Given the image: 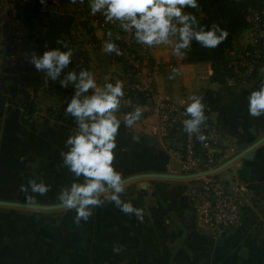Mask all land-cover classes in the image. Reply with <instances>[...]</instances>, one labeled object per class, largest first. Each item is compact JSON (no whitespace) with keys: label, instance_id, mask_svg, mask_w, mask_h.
Wrapping results in <instances>:
<instances>
[{"label":"crops","instance_id":"1","mask_svg":"<svg viewBox=\"0 0 264 264\" xmlns=\"http://www.w3.org/2000/svg\"><path fill=\"white\" fill-rule=\"evenodd\" d=\"M29 1L33 6L45 0ZM25 16L29 21L25 42L18 51L19 73L14 81L23 89L9 93L0 90V199L26 203L20 185L36 178L50 187L47 195L36 197V204L56 205L60 204V187L70 185L74 179L62 166L60 155L75 128L73 118L65 115L73 88H62L59 80H46L41 73V88L34 94L25 85L26 69L34 66L29 62L30 55H42L53 47L66 50L63 44L56 43L57 39L65 41L74 49V55L61 78L68 71L87 69L103 86L123 74L122 64L102 50L107 32L111 31L113 40H117L122 30L118 24L105 23L100 14L92 15L88 0L83 4L66 1L49 14L31 9ZM100 23H105L106 28ZM247 34L246 29L238 42L243 43ZM2 38L0 33V43ZM147 50L151 61L139 77L143 87L150 89L156 99L169 97L179 104L193 94L202 95L207 106L205 114L223 139L224 162L243 152L240 147L245 146L243 156L218 173L232 189L243 188L240 227L218 238L199 227L188 195L192 180L163 176L184 175L177 157L182 148L181 134L161 136L152 118L138 120L126 128L124 115L118 112L122 123L116 137L115 167L124 179L150 174L127 182L122 198L147 210L145 222L139 223L114 204H106L95 209L94 215L79 227L73 222L75 212L69 211V219L65 220L70 226L68 234L51 235L48 221L43 225H47L51 236L42 238L32 233L34 218L47 216L45 212L59 214L62 212L56 211L64 208L29 213L0 206V246L14 242L24 249L13 262L47 264L46 259L56 253L41 248L35 251L26 244L51 241L57 250L63 243L75 244L76 248L80 242L88 245L84 257L77 251L70 253L68 260L72 264L77 260H82L81 264H264V142L253 148L264 137V116L252 118L247 99L264 82V63L253 80L228 87L213 80L210 63H186L184 58L173 56L167 45ZM1 56L0 50V68L4 63ZM174 66L181 71L170 80ZM30 107L33 115L28 123L25 117ZM21 156L25 158L23 162ZM115 244L124 245L125 250L115 254ZM61 255L64 260L65 255Z\"/></svg>","mask_w":264,"mask_h":264},{"label":"clouds","instance_id":"2","mask_svg":"<svg viewBox=\"0 0 264 264\" xmlns=\"http://www.w3.org/2000/svg\"><path fill=\"white\" fill-rule=\"evenodd\" d=\"M83 4L85 0H72ZM92 15L100 14L105 23L118 24L125 33H131L136 43L152 48L167 45L175 57L184 58L191 51L193 42L206 49H215L223 43L228 32L218 23L205 26L189 9L200 11L199 0H88ZM119 39V36L116 37ZM66 50L46 49L42 55L33 52L29 62L44 74L46 80L57 81L62 88H73V95L65 108V115L75 122L74 130L66 139V150L61 151L62 166L74 177L70 185H62L57 200L67 211H74V224L79 227L95 213V209L114 204L122 213L134 216L139 223L145 222L149 213L122 197L126 192V181L114 165L117 148L116 137L121 126L118 112L125 96L121 81L98 85L91 71L65 69L72 63L74 49L57 39ZM102 50L106 54L120 55L113 33L107 32ZM178 66L171 68L168 79L180 74ZM248 113L252 118L264 116V82L248 96ZM184 108L183 130L204 140L202 126L208 120L206 104L202 95L193 94L187 101L181 100ZM143 108L136 107L123 116V124L131 128L142 116ZM21 162L24 157H20ZM50 187L43 179L30 178L21 184L19 191L25 194L26 204L33 206L37 196H45ZM125 250L122 244L113 245L112 251L119 254Z\"/></svg>","mask_w":264,"mask_h":264},{"label":"built area","instance_id":"3","mask_svg":"<svg viewBox=\"0 0 264 264\" xmlns=\"http://www.w3.org/2000/svg\"><path fill=\"white\" fill-rule=\"evenodd\" d=\"M63 4L64 0H45L35 2L33 6L29 0H0V33L3 36L0 50L4 56L0 69V87L18 78V51L26 38L25 11L36 9L49 14ZM249 22L248 34L243 37L244 42L237 40L234 49L228 53L230 75L224 83L228 87L250 82L264 63V12H252ZM100 26L106 28L105 23H100ZM114 42L120 49V55H108L119 61L124 70L121 77L111 81L114 84L119 80L124 85L125 96L121 110L127 114L138 106L142 107L143 114L139 120L152 118L161 136L172 132L181 134L182 148L177 153L181 171L184 175L201 174L192 180V186L188 189L197 213L198 226L213 238L239 228L242 223L243 188L232 189L218 173L202 174L218 168L226 157L222 153L224 143L216 124L207 120L202 126L204 140L187 134L182 123L186 118L183 114L186 105H181L169 97L156 99L150 89L141 85L139 77L151 61L147 47L136 43L131 33L123 31L119 42ZM125 65L128 66L126 70Z\"/></svg>","mask_w":264,"mask_h":264},{"label":"trees","instance_id":"4","mask_svg":"<svg viewBox=\"0 0 264 264\" xmlns=\"http://www.w3.org/2000/svg\"><path fill=\"white\" fill-rule=\"evenodd\" d=\"M70 0H64V3ZM200 11H193L200 23L205 26H211L218 23L222 29L227 30L228 37L215 49H206L193 42L191 51L184 57L186 63H210L213 70V80L224 84L225 79L230 75L228 53L234 49L240 34L249 28V16L252 12H261L264 10V0H199ZM27 11H25V14ZM29 17L25 16V23ZM119 42V39L114 40ZM128 66L125 65L126 70ZM25 85L32 90L34 94L41 88V73L34 66L26 69ZM33 108V107H32ZM27 113L25 121L32 122L33 109Z\"/></svg>","mask_w":264,"mask_h":264},{"label":"rangeland","instance_id":"5","mask_svg":"<svg viewBox=\"0 0 264 264\" xmlns=\"http://www.w3.org/2000/svg\"><path fill=\"white\" fill-rule=\"evenodd\" d=\"M15 82H8L5 86H1L0 90L5 91L6 93L15 92L17 90H22L23 88L20 85L16 84ZM30 110H31V107L28 113H30ZM119 113H122L123 115H125V113L121 109L119 110ZM223 146L224 144L222 145V151H223L222 153H224ZM224 163L225 162H223L222 164ZM25 211L29 213L39 212V211H32V210H25ZM193 211H194L195 221L197 223V217H196L197 213L195 209ZM54 212L55 211L45 212L44 214L47 216L34 218L36 219L34 220L36 222H35V226L32 228L33 235H37L42 238H48L49 236L54 235L51 233H55V234L56 233L68 234L69 233L70 226H68L69 223L65 221L69 219V215H68L69 211L67 212L65 210L56 211V212H62L59 214L54 213ZM48 221H50L49 224L52 225V227H49L51 235L49 234V228L47 227V225H43V224H47ZM82 228L84 229V227ZM53 244H54L53 242L48 241V242H42L40 244H38L37 242H32L26 245L29 247V249L38 250V248H41L43 249L42 251H47L48 253H56L57 255L55 257L52 256L50 259L48 258L46 259L47 264H54V263L55 264H61V263L72 264V260L71 261L68 260L70 253L77 251L79 254H81L82 257H84L87 251V247H88V245L84 242L78 243L77 248L75 244L68 243L67 245V243H63V244H60L61 248L57 250V248ZM22 247H23L22 244H20L19 246L17 244H14V242H11L10 244H7V245L2 244V246H0V264H20L19 261L18 262H13V261H15L20 256V253L22 252V250H24L22 249ZM61 254L65 255L64 260L61 258L62 257ZM77 262H78L77 264L79 263L81 264L82 260H77Z\"/></svg>","mask_w":264,"mask_h":264},{"label":"water","instance_id":"6","mask_svg":"<svg viewBox=\"0 0 264 264\" xmlns=\"http://www.w3.org/2000/svg\"><path fill=\"white\" fill-rule=\"evenodd\" d=\"M264 142V137L262 139H260L258 142H256L254 144V147H257L258 145H260L261 143ZM244 148L245 146L240 147V149L244 152ZM243 152H240L239 154H237L236 156H234L233 158H231L230 160H228L227 162H225L224 164L220 165L218 168L212 170V171H208V172H204L202 173L203 175H209V174H216L219 173L221 170L225 169L226 167H228L229 165H231L232 163H234L235 161H237L238 159H240L243 156ZM150 174H144V175H136V176H131L128 177L126 179H124L127 182L134 180L136 178L142 177V176H149ZM201 174H189V175H179V176H175V175H163V176H169V177H178V178H182L185 180H192L194 178L200 177ZM0 206L2 207H10V208H18V209H25V210H32V211H52V210H59L62 209L63 207L60 204H56V205H42V204H35L33 206H28L25 202H15V201H7V200H1L0 199Z\"/></svg>","mask_w":264,"mask_h":264}]
</instances>
